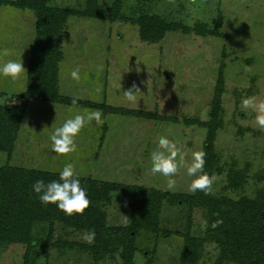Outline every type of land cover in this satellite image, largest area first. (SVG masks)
<instances>
[{
  "label": "rangeland",
  "instance_id": "374dc122",
  "mask_svg": "<svg viewBox=\"0 0 264 264\" xmlns=\"http://www.w3.org/2000/svg\"><path fill=\"white\" fill-rule=\"evenodd\" d=\"M114 1L96 0V4L108 9ZM119 1L124 19L67 17L56 79L64 97L132 111L122 114L91 105L26 99V76L15 82L0 78V103L25 107L14 148L9 156L0 151V166L58 174L71 162L80 177L187 195L192 192L186 169L178 170L175 188L168 190V178L149 168V151L157 135L165 134L184 145L190 162L192 153L204 150L205 139L210 142L213 135L209 150L216 158L210 175L218 179L211 193L254 198L264 191V128L256 125L251 109L241 106L246 96L264 99V0ZM46 4L81 11L86 0H46ZM140 15L176 23L178 28L163 32L156 41H143L133 21ZM34 21L32 9L0 3V50L22 52L26 74ZM76 66L81 69L79 81L69 76ZM216 83L220 101L217 115L210 119ZM133 85L136 101L129 102L123 92ZM97 109L102 111L103 125L86 124L76 137L75 152H52L49 135L55 127L77 112ZM238 173L245 175L243 184L226 190L228 175ZM109 198L101 205L111 241L98 245L97 257L91 251L93 242L84 238L89 231L59 220L38 219L27 234L37 244L0 243V264H125L122 254L130 240L129 264H237L217 242L204 239V209L189 210L185 203L164 198L154 220L155 211L146 212L152 230L142 227L135 234L130 231L134 227L130 195L113 191ZM58 242L64 248L58 249Z\"/></svg>",
  "mask_w": 264,
  "mask_h": 264
},
{
  "label": "trees",
  "instance_id": "16d2710c",
  "mask_svg": "<svg viewBox=\"0 0 264 264\" xmlns=\"http://www.w3.org/2000/svg\"><path fill=\"white\" fill-rule=\"evenodd\" d=\"M6 2L23 8L28 7L35 13L34 39L27 67L25 98L73 105L71 102L73 98L64 97L58 92L56 79L57 62L61 58L59 46L67 17L71 14H81L108 20L124 19L120 13V1L115 0L108 9H102L96 4V0H86V7L81 11L67 7L48 6L46 0H0V3ZM133 21L139 25L140 39L149 42L158 40L167 30L178 28L176 23H166L165 20L153 16L140 15ZM219 78L220 73L217 81H220ZM216 85L215 90L218 92L212 101L214 109L210 113V119H214L217 115V106L220 101V88H217L219 84L216 83ZM76 104L100 107L105 112L112 110L129 114L132 111L126 107H110L100 102L85 103L78 100ZM24 109L23 103L10 105L0 103V151H4L8 156L14 148ZM136 114L146 115L147 113L136 111ZM210 130L212 129L209 128L208 131ZM206 138H208V134ZM213 142L212 135L210 142L205 139L203 143L206 153L205 170L209 174L213 170L216 158L215 155L210 156L209 149ZM228 178L223 185L226 190L243 184L241 179L245 180V175L230 174ZM36 179L48 182L58 179V174L49 170L17 167L9 164L0 166V201H3L0 205V243L22 242L35 246L36 239L27 237L32 222L38 219H47L50 222L59 220L74 228L94 231L95 238L91 251L97 257L98 245L102 246L107 241H111V237L108 236L110 232L103 226L104 212L101 204L109 202L110 192L121 191L130 195L132 200L131 212L134 227L130 231L133 230V233L142 227L152 230V221L146 212L149 211L148 209L155 211L152 216L154 220L159 203L166 198L176 203H185L189 210L204 209L209 223V227L205 229L204 239L217 242L227 254L226 257L237 264H264L263 190H259L254 198H233L226 194L214 195L211 192L205 194L199 190L185 195L144 189L115 181H96L80 177L81 185L86 188L90 203L83 213L68 216L57 209L54 204L44 206L39 202L31 188ZM218 219L223 223L215 228L211 227V224ZM130 231L127 233L131 238ZM130 243L132 244L131 240L128 241L129 246L122 254L125 264L131 263L133 246ZM56 246L58 249L64 248L60 242L56 243Z\"/></svg>",
  "mask_w": 264,
  "mask_h": 264
},
{
  "label": "clouds",
  "instance_id": "9594fccd",
  "mask_svg": "<svg viewBox=\"0 0 264 264\" xmlns=\"http://www.w3.org/2000/svg\"><path fill=\"white\" fill-rule=\"evenodd\" d=\"M16 55V59H3L5 56ZM22 52L13 54L9 49L0 50V78H8L15 82L25 77L26 69L21 59ZM69 76L79 81L81 78V69L79 66L72 68ZM132 88L123 92L129 102H135L136 96ZM72 104L78 102V97L72 99ZM242 109H251L254 120L259 128H264V99H257L255 96H246L241 100ZM95 122L97 126L104 123L102 111L92 110L77 112L66 118L59 126L55 127L49 135L50 147L53 153L68 154L77 150L75 142L77 135L86 124ZM184 145H178L168 135L158 134L155 139V146L149 151V168L152 173H159L167 177L166 188L173 190L176 185L175 176L181 167L186 169V175L190 178L188 190L192 193L203 191L208 194L218 177L215 174H209L205 170V151L201 148L192 153L191 161L185 159ZM32 191L36 194L39 202L47 206L54 204L57 209L65 215L80 214L89 206L90 200L86 188L82 187L79 174L75 166L69 162L66 163L58 172V179L45 182L43 179H36L31 185ZM223 223L222 220H216L211 224L215 228ZM209 223L207 219L201 220V228L207 229ZM88 243L94 242L95 232L90 230L84 237Z\"/></svg>",
  "mask_w": 264,
  "mask_h": 264
}]
</instances>
